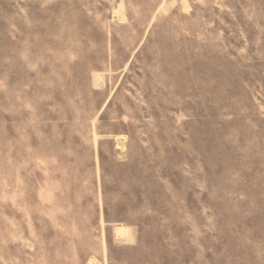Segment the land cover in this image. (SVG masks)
<instances>
[{"label":"rangeland","instance_id":"obj_1","mask_svg":"<svg viewBox=\"0 0 264 264\" xmlns=\"http://www.w3.org/2000/svg\"><path fill=\"white\" fill-rule=\"evenodd\" d=\"M0 264H264V0H0Z\"/></svg>","mask_w":264,"mask_h":264}]
</instances>
